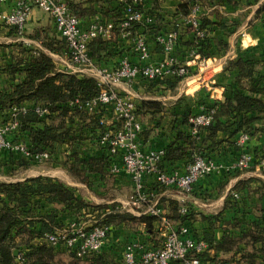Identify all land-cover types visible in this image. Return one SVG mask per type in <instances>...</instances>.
<instances>
[{"label": "trees", "instance_id": "1", "mask_svg": "<svg viewBox=\"0 0 264 264\" xmlns=\"http://www.w3.org/2000/svg\"><path fill=\"white\" fill-rule=\"evenodd\" d=\"M65 1L71 12L79 19L97 13L102 18L112 21H118L122 17V5L118 2L117 5H112L114 0ZM83 3H88L89 7H82ZM105 3L109 4V8L103 6ZM95 4L99 6V10L93 8ZM191 6V1L183 2L177 7V13H180L181 17H186ZM212 25L209 19L200 15L199 29L204 32V37L199 43L196 45L192 36L185 44L180 43L179 38L175 54L181 62H185V54L187 55L191 48H195V53L200 59H207L210 56ZM140 27L141 33L138 31ZM8 29L15 31L14 28ZM134 33L152 34L154 40L159 33L156 21L150 26L139 25ZM117 34L116 31V39L113 43L108 44L101 38H97L89 44L91 59L97 65H108L104 59L116 54L113 49L116 48V42H121L117 39ZM41 40L43 47L51 53L62 54L65 50V41L58 36L56 38L46 34ZM183 46L185 49L182 48ZM28 53L25 60H15L0 70L12 77L15 74L21 77L17 83L11 84L9 90L0 91V120L7 116L11 108L20 107L26 102L32 103L25 114L16 116L20 124V139L27 144L29 150L31 152L47 151L51 158L59 148L67 146L63 160L59 161L60 167L80 183L90 184L91 180H95L100 185L105 184L112 176L109 173L111 158L107 155V147L97 145L98 136L104 129L99 126L95 116H88L83 111L68 105V102L74 98L82 100L94 98L98 94L94 79L57 73L55 64L47 54L41 51L37 56H34L31 51ZM262 66L264 61L238 59L228 61L224 70H237L235 83L240 90L250 94H263V89L258 88L253 80V75ZM182 80L178 77L143 84V92L151 94L156 88L162 91V94L164 90H174ZM36 105L48 111L44 118H40L34 112L33 107ZM202 106L214 111L213 120L209 126L199 128L195 134H192L189 119L196 116ZM198 109L196 115H188L169 123L174 135L169 144L162 149L164 157L160 161V167L168 173L173 172L172 168L177 162L183 161L188 166L196 156L212 161L219 154L218 148L224 141L232 140V144H235L242 135L251 137L258 132H264V101L262 99L236 93L223 101L202 102ZM165 112V106L155 101H142L137 103L135 108V115L156 122L158 127ZM258 122L261 124L257 125ZM149 131L151 129L143 130L142 133L146 136ZM219 133L223 134L225 140L218 139ZM89 146V152L83 150L84 148L87 150ZM7 156L9 162H0V165L11 164L22 168L35 166L33 162L18 158L11 153H7ZM233 192L239 194V200H233L228 194L223 209H237L243 203L245 205V201L248 200L249 191L241 189ZM35 198L69 211L74 217L73 223L78 227L85 225V231L96 226H105L110 229L123 225L135 233L139 227H143L144 235L149 236L148 239L151 241L159 234L155 230V223L159 221L157 217L146 214L134 216L126 210H119L120 205L116 203L111 205L88 203L78 198L73 189L58 179L38 176L15 183L0 182V264H19L20 261L21 264H63V262L64 264H120L99 252L85 259H80L75 253L69 252L65 258L55 252L48 243L39 242L38 240L45 234L64 226L57 224L54 211L43 216L39 215L35 208V201L33 202ZM186 206L187 213L181 215L177 202L169 201V214L164 216L177 227L186 226L187 222L200 218L208 221L211 228L219 222L224 230L225 234L221 240L215 242L212 235L205 233L201 238L189 227L194 238L208 243L210 251L215 254L232 253L231 259L234 260L211 259V261L222 264H264V220L260 216L255 215L250 218L232 216L224 220L222 211L216 215L204 216L196 213L191 206ZM242 214L245 215V213ZM141 241L145 243L144 240ZM208 254L196 256L210 260L207 258Z\"/></svg>", "mask_w": 264, "mask_h": 264}, {"label": "built area", "instance_id": "2", "mask_svg": "<svg viewBox=\"0 0 264 264\" xmlns=\"http://www.w3.org/2000/svg\"><path fill=\"white\" fill-rule=\"evenodd\" d=\"M117 1L122 5V17L118 21L97 19L83 28L80 19L71 12L65 0H0V7L8 8L5 11L0 10V25L14 28L16 36L22 37L34 8L51 19L55 33L65 41L62 54L52 53V56H59L57 73L92 78L98 88V94L94 98H74L68 105L98 119L99 126L104 130L98 136L97 145L108 148L107 155L111 158L110 175H117L122 171L130 178L133 184L131 202L149 203L152 195L144 191L146 176H152L159 187L174 189L184 195L190 194L195 185L209 176L216 166L212 161L196 156L182 176L174 172L168 173L161 168L160 161L164 157L162 149L143 151L140 148L139 140L144 126L135 115L137 97L133 95L136 89L143 90V84L178 77L186 80L190 76L187 60L183 63L175 54L179 30L171 29L155 36L154 42L161 49L163 58L151 63V52L145 37L134 32L137 25H153L154 18L142 11L144 0ZM201 9L202 0H193L189 13L180 22L182 29L188 31L195 39L196 45L204 37V32L199 29ZM115 31L121 39L131 41L137 62L132 63L124 58L113 66L97 65L91 59L89 44L97 38H109ZM38 52L32 49L34 56H37ZM187 56L190 59L204 60L195 53V48H191ZM28 108L29 105L25 103L20 107H13L5 118L0 120V152L11 153L38 165L49 160L50 155L47 151L29 150L27 144L20 139V124L16 120L17 114H25ZM33 110L40 118L48 114L40 105L33 107ZM213 113L212 109L200 107L199 113L189 119L192 134L199 128L209 126ZM248 140L247 135H242L238 142L243 145ZM252 167L264 173V154L255 157L253 153L244 151L226 170L240 172ZM229 195L233 200H239V194L236 192L232 191ZM119 210L125 208L120 205ZM179 213H187L184 202L179 205ZM147 214L159 219V240L156 244L139 240L127 243L123 264H222L196 256L210 253V248L207 242L194 238L187 226L177 227L154 207L149 208ZM85 227H78L72 222L45 234L38 241L56 248L62 245L78 258L85 259L101 250L110 231L105 226H96L87 231L84 230Z\"/></svg>", "mask_w": 264, "mask_h": 264}, {"label": "crops", "instance_id": "3", "mask_svg": "<svg viewBox=\"0 0 264 264\" xmlns=\"http://www.w3.org/2000/svg\"><path fill=\"white\" fill-rule=\"evenodd\" d=\"M188 1L193 2V0H144L141 9L154 18L158 32H166L171 29L179 30L180 43L185 44L191 39V35L188 31L182 29L180 22L183 17H181L180 13H177V7L181 3ZM117 2V0H114L112 5H117ZM103 6L109 8V4L106 5L105 3ZM82 7H89V4L83 3ZM93 8L95 10L100 9L96 4ZM7 9L6 6L0 7L1 11ZM200 12L201 16L213 23L211 26L213 31L210 34V56L200 61L190 59L185 54L184 60H187L190 76L186 80L181 81L174 90H164L161 94L162 91L160 92L154 88L151 94H145L142 89H136L133 93L137 97L136 104L142 101H155L160 102L166 109L159 127L156 126V122L139 117L144 126V131L151 129L146 136L144 133L140 136V148L143 151L164 149L173 139L174 135L169 123L172 120H180L188 115H196L199 110L198 107L202 102L223 101L236 93L264 101V66L259 67L258 71L253 75L255 85L263 89V94H250L247 91L240 90L235 83V78L238 74L237 70H224L227 62L231 60L248 59L264 61V0H202ZM97 19L107 20L97 13L96 15L85 16L80 21L83 28H86L89 23ZM138 31L139 33L142 32L141 27ZM115 32L111 37L101 38V40L108 44L113 43L116 39ZM46 34L57 38L51 19L36 8L29 15L22 37H17L15 31L0 25V70L4 69L6 64L13 63L15 60H25L29 55V49L44 52L41 47V38ZM142 35L145 37L151 52L149 62L155 63L161 60L163 58L161 50L154 43L152 34L142 33ZM117 39L121 42H116V48L113 49L116 54L114 53L113 56L105 58L104 61H107L108 65H112L125 58L132 63H136L137 57L133 51L131 41L121 39L119 36ZM182 48L185 49L184 46ZM48 53L57 71L59 56L56 54L52 56V53L49 51ZM20 79L21 77L17 74L12 77L6 72H0V91L9 90L11 84L17 83ZM25 104L31 105L32 103L26 102ZM260 124V122L257 123V125ZM220 138L225 140V137L221 133L218 134V139ZM228 142L224 141L219 146V154L212 160L216 166L214 171L209 176L201 179L190 194L184 195L174 189L159 187L155 184L152 176H146L144 178V191L152 195L149 203L135 204L130 201L133 184L130 178L122 171L112 176V186L118 194L107 199L101 198L102 200L95 199L91 195H88V198L81 197L79 195L80 183L68 181L64 175V178L57 177L56 172L52 171V167H45L42 163L40 166L38 164L27 168H19L11 164L7 165L5 168L10 173L5 179H1L2 181L0 182L15 183L38 176L58 179L73 189L78 198L86 202H93L95 205H111L116 203L137 217L143 214L148 215L147 211L151 207L157 208L164 215H168V202L175 201L178 206L184 202L186 205L191 206L196 213L204 216L216 215L222 211V218L224 220H228L232 216L250 218L255 215L260 216L264 220V173L255 167L240 172H227L226 170L243 151H249L255 157L263 155L264 132H258L249 137V140L243 145H240L238 141L235 144H232V140ZM3 160L7 161L8 156L6 153L0 152V162H4ZM186 168L187 166L184 162L180 161L175 164L172 171L182 176L185 174ZM22 169L25 172L23 178L16 179L12 176ZM241 189L249 191L248 200L245 201V205L242 204V207L247 206L248 210L244 211L241 207L234 210L223 209L228 194L234 190ZM34 201L39 215L43 216L54 211L56 222L61 226H67L74 221V217L69 211L47 204L39 198L33 199ZM244 212L252 213L243 215L242 213ZM186 226L194 230L201 238L205 233L212 235L215 242H219L225 234L219 222H216L211 228L208 221L201 220L200 218L187 222ZM155 230L159 232L158 222L155 223ZM158 235L151 241L148 239L149 236L144 235L143 227H139L137 233L123 225L110 228L106 241L99 253L107 255L116 263L123 264V253L127 243L135 240H144L145 243L156 244L159 240ZM53 249L65 258L71 252L62 245L57 246V248L53 247ZM236 256L238 257V254ZM207 258L210 260L234 261L231 259L232 253L215 254L213 251H210Z\"/></svg>", "mask_w": 264, "mask_h": 264}, {"label": "rangeland", "instance_id": "4", "mask_svg": "<svg viewBox=\"0 0 264 264\" xmlns=\"http://www.w3.org/2000/svg\"><path fill=\"white\" fill-rule=\"evenodd\" d=\"M42 49L44 50V53L47 54L49 56L48 51L43 47V44H41ZM29 51L32 52V50L29 49ZM67 149V146H62L61 148H59L58 151H56L53 156L47 160L46 162H43L42 164L45 165V167H52V171H55L57 174V177H62V178H66L68 181H72V182H77L80 183L78 181H76L72 176H70L66 170L62 167H60L59 161L63 160L64 158V153ZM86 152H89L90 150V146L87 147V150L84 148L83 149ZM5 153V152H4ZM7 154V153H6ZM4 162H9L6 160H3ZM41 164H39L38 166H40ZM18 167V166H17ZM20 168V167H19ZM24 169L20 170L19 172L13 174L12 176H14L16 179H21L24 177L25 172ZM9 171L5 168V166L0 165V181H2L1 179H5L6 176L9 175ZM64 175V177H63ZM90 184H87V182L85 183H80L81 188H79V195L81 197H86L88 198V195H91L93 197H95V199L98 200H102L101 198H110V197H114L116 196L118 193L115 191V189L113 188V177L110 176L109 179L105 182V184H99L98 181L95 180H91L89 182ZM132 194V193H131ZM130 194V195H131ZM93 204V202H88ZM244 204V203H243ZM242 208V206H241ZM243 210H248L247 206L243 207ZM258 212V211H257ZM245 215H249V212H244ZM62 260V259H61ZM64 264V262H63Z\"/></svg>", "mask_w": 264, "mask_h": 264}]
</instances>
